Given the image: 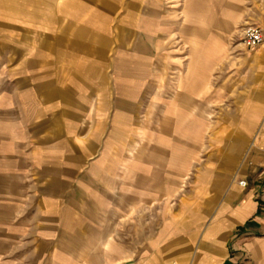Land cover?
<instances>
[{
    "label": "crops",
    "instance_id": "1",
    "mask_svg": "<svg viewBox=\"0 0 264 264\" xmlns=\"http://www.w3.org/2000/svg\"><path fill=\"white\" fill-rule=\"evenodd\" d=\"M156 7L142 43L87 53L77 15L62 54L0 44V264H264V0Z\"/></svg>",
    "mask_w": 264,
    "mask_h": 264
},
{
    "label": "rangeland",
    "instance_id": "2",
    "mask_svg": "<svg viewBox=\"0 0 264 264\" xmlns=\"http://www.w3.org/2000/svg\"><path fill=\"white\" fill-rule=\"evenodd\" d=\"M51 1L52 0H20L21 11L6 15L5 20L0 23V44H5L6 47L1 54L6 57V60L10 56V53L14 52V49L8 46H12L15 40L20 41L21 45L24 46V56H30V48L32 49V53L40 51L41 54H45L46 57L52 54H62L63 47L73 49V36L78 34L76 33L78 16L82 18V23L90 25L91 27L94 25L104 27L102 33H94L87 29L86 32L79 34L81 35V39H83V37L85 39L83 47L81 46L80 48H86L88 51L87 53L90 54H93L90 50L97 48L99 40L107 45H110L111 42L112 46L115 45V41L116 44L125 43V41L128 43H131V41L143 42L144 38L142 39V37L145 36V33L140 30L133 31L135 28L130 27L129 24L141 23L143 17H145L143 13L148 15L152 8L157 9V5H161L162 9L178 10L179 16H177V18L179 17L178 19L185 23V17L181 14L183 0H80L85 10L79 13H75L73 9L70 10V17L74 18L69 21L70 26L66 29L67 31L64 32L63 36V33L58 30V26L63 22L67 23V21H63V9L60 8L56 10V8L62 4V6L68 10L70 7L69 0H53L54 8L50 6ZM84 2H86L87 6ZM93 5L95 7H93ZM104 6H106V8L111 7L110 10H112V12L103 9ZM49 10H53L54 17L49 16ZM100 10H102V13H99ZM15 17L17 19L13 21ZM104 19H107V22H105ZM52 27L54 32L48 31L52 29ZM112 27L113 37L111 38L109 31ZM108 48L109 47H104L103 52H106L105 56L111 57V52L107 54L109 51ZM127 48L130 49V47ZM112 50L114 57L117 55L118 51L125 49L120 46L119 48H112ZM148 50L150 58L157 56L158 48L152 42ZM42 60L45 62L47 58ZM90 115H92V113L86 112L87 125L89 119H91ZM252 150L255 151V148Z\"/></svg>",
    "mask_w": 264,
    "mask_h": 264
},
{
    "label": "built area",
    "instance_id": "3",
    "mask_svg": "<svg viewBox=\"0 0 264 264\" xmlns=\"http://www.w3.org/2000/svg\"><path fill=\"white\" fill-rule=\"evenodd\" d=\"M264 42V30L255 25H247L241 31V43L247 49H254ZM262 157H264V149H262ZM245 186L246 182L243 180L240 183Z\"/></svg>",
    "mask_w": 264,
    "mask_h": 264
}]
</instances>
